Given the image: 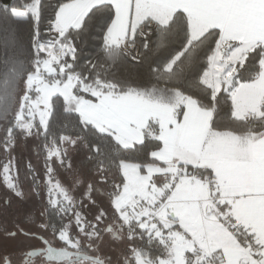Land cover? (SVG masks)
I'll list each match as a JSON object with an SVG mask.
<instances>
[{
	"label": "snow or ice",
	"instance_id": "6c2138e0",
	"mask_svg": "<svg viewBox=\"0 0 264 264\" xmlns=\"http://www.w3.org/2000/svg\"><path fill=\"white\" fill-rule=\"evenodd\" d=\"M43 10L0 3V209L38 203L0 264H264V0H62L46 40Z\"/></svg>",
	"mask_w": 264,
	"mask_h": 264
},
{
	"label": "rangeland",
	"instance_id": "374dc122",
	"mask_svg": "<svg viewBox=\"0 0 264 264\" xmlns=\"http://www.w3.org/2000/svg\"><path fill=\"white\" fill-rule=\"evenodd\" d=\"M32 140L33 139L18 140L15 146L13 155L16 156L20 167H25V165L30 161L33 166H35L36 168L40 170V174L42 177L43 176V158L38 157L36 153L34 155L32 154V150H31ZM3 158H4V155H3ZM72 158H73L74 166L77 167V161L80 159L79 154L73 153ZM57 176L65 184L68 183L67 175L59 168H57ZM27 189H28V186L25 185V190L27 191ZM9 195L11 194L7 193L5 189L3 188V186L0 185V200L4 199L6 196H9ZM37 207H38V203L36 202L34 197L24 202L17 201V199L13 197L12 204L9 207H7L6 209H0V222L1 223L6 222L7 223L6 225L9 228H11L14 223L24 224L25 216L31 213L32 211H34L35 208ZM95 211L96 210L92 208H89L87 210L89 219L94 218ZM21 242L23 244L28 243V241H24L23 238H21ZM56 245H59V244L57 243ZM119 248H123V245H118V244L106 245L103 248H101V250L96 254L101 257H105L107 254L113 255V254H116V250Z\"/></svg>",
	"mask_w": 264,
	"mask_h": 264
},
{
	"label": "trees",
	"instance_id": "16d2710c",
	"mask_svg": "<svg viewBox=\"0 0 264 264\" xmlns=\"http://www.w3.org/2000/svg\"><path fill=\"white\" fill-rule=\"evenodd\" d=\"M62 2V0H43V4H44V10H43V18L41 20V23H40V32H41V35L43 37V39H50L51 37L46 33V28L45 26L47 25V22H48V16L50 14H53V10L54 8L58 5V3ZM0 3H11V0H0ZM30 28L31 26L29 24H23L20 28V31H22L25 35L27 34L28 31H30ZM88 49L86 48L85 49V52H87ZM0 52H2V39H0ZM71 58L69 57V60ZM81 63H83V60L81 61ZM118 71L120 72H124L125 71V68L124 67H121L119 69H117ZM128 70H131V67L129 66L128 67ZM61 101H62V98H61ZM59 111V109H58ZM0 135H2V133H0ZM32 145H31V150H32V154L34 155L35 154V151H34V146L35 144L37 143V141H35L34 139L31 141ZM139 147V146H137ZM152 149L149 147L147 149H140V151H137V152H131L129 153V158L132 159L134 162H140L137 158L138 157H142L144 155V152L145 151H151ZM79 156H80V159L77 161V167H79L81 165V162L84 158V155L85 153L83 152V150H81L80 153H78ZM3 159V152L0 151V160ZM22 165V164H21ZM23 166V165H22ZM21 169V172L23 173L24 171V167H20ZM147 251V248L145 249ZM108 253V252H107ZM106 256L108 257H111L113 260H115L116 258V254H113V255H109L107 254Z\"/></svg>",
	"mask_w": 264,
	"mask_h": 264
},
{
	"label": "flooded vegetation",
	"instance_id": "af4514ba",
	"mask_svg": "<svg viewBox=\"0 0 264 264\" xmlns=\"http://www.w3.org/2000/svg\"><path fill=\"white\" fill-rule=\"evenodd\" d=\"M4 224L6 225L7 223L6 222H0V226H4ZM34 243V242H33ZM54 246H57V247H59V245H54Z\"/></svg>",
	"mask_w": 264,
	"mask_h": 264
}]
</instances>
